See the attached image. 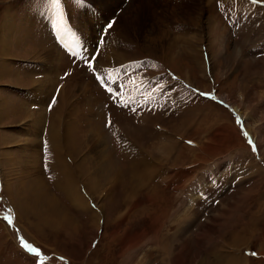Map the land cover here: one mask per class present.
I'll return each mask as SVG.
<instances>
[{
    "label": "rangeland",
    "instance_id": "rangeland-1",
    "mask_svg": "<svg viewBox=\"0 0 264 264\" xmlns=\"http://www.w3.org/2000/svg\"><path fill=\"white\" fill-rule=\"evenodd\" d=\"M88 1L100 5L97 27L87 11L83 20L76 15L81 0H0V264H264V2ZM63 10L73 27L84 28L85 42H98L117 14L98 61L119 65L112 51L122 63L137 60L112 79L146 78L155 90L147 107L111 105L93 75L77 68L91 54L72 61L44 40L48 25L40 28L31 16L54 17L60 31ZM6 20L14 33L9 54L1 46L11 34ZM46 49L63 53L56 68L43 69L39 54ZM17 60L35 64L27 71ZM36 81L43 85L39 97L28 102L17 90ZM63 96L72 99L65 113L58 109ZM58 124L56 160L49 131ZM95 134L110 153L104 160L89 142ZM62 163L72 194L56 183ZM205 170L217 174L215 182ZM41 179L63 210L54 231L40 228L32 214L20 219L17 195H9L8 187L22 181L17 187L28 191L21 195L33 198L44 189Z\"/></svg>",
    "mask_w": 264,
    "mask_h": 264
},
{
    "label": "bare ground",
    "instance_id": "bare-ground-1",
    "mask_svg": "<svg viewBox=\"0 0 264 264\" xmlns=\"http://www.w3.org/2000/svg\"><path fill=\"white\" fill-rule=\"evenodd\" d=\"M244 1V0H243ZM209 4V3H208ZM249 4H251V3H249ZM257 6V5H256ZM255 12V11H254ZM187 18V17H186ZM7 26V31L6 32H8V35H9V33H11L9 36V38L8 37H2L1 38V46H2V48L4 49V52L6 53H11V41H12V39H13V34L14 33H12V30L11 31H9V29H10V26H12V23L11 22H9V21H7L6 20V24H5V27ZM116 27H117V25H116ZM165 27V26H164ZM225 28V30L227 29V26H224ZM118 28V27H117ZM163 29V28H162ZM91 30V29H90ZM165 30H167V29H165ZM168 31V30H167ZM160 33H162V36L161 37H163V35L164 36H166L167 37V35H168V32H166V31H163V32H160ZM158 35H159V33H158ZM169 37H170V35H168ZM11 37H12V39H11ZM159 39H160V35L156 38V40L157 41H159ZM72 41L73 42H71L72 44L74 43V42H78L79 40H78V38H73L72 37ZM215 45H218V44H216L215 43ZM5 47V48H4ZM210 50L212 51L210 54L213 56V54H214V51H213V48H212V46L210 45ZM218 47V46H217ZM43 49V48H42ZM112 50V49H111ZM114 50V49H113ZM42 53H40L41 54V56H40V54H39V58L40 57H42V58H44V61H42V60H40L41 62H43V63H45L46 65H47V67L49 68V67H51V68H56V66L54 65V62L58 59V56H63V53L62 52H60V51H58V53L60 54V55H58L54 50H52V49H46L45 51H41ZM201 52V51H200ZM8 53V54H9ZM110 54V53H109ZM200 54V53H199ZM190 55H191V53H190ZM204 55V54H203ZM110 57V59L112 60V59H114L115 61L117 60V62H116V64H120V63H122V61L123 60H121V61H119L121 58H122V56H121V54H119V55H115V52H111V55L109 56ZM198 57V56H197ZM208 57H210V56H208ZM59 59H60V57H59ZM58 59V60H59ZM61 61V60H60ZM59 62V61H58ZM4 62H2V63H0V66L1 65H4L3 64ZM59 63H61V62H59ZM63 63V62H62ZM113 64V63H112ZM114 64H115V62H114ZM206 65V64H205ZM5 66V65H4ZM50 68V69H51ZM2 69H3V67H2ZM5 70H6V67H5ZM7 71V70H6ZM5 71V72H6ZM49 72H50V70H48ZM56 72L57 71H55L54 72V77L56 78V76H55V74H56ZM48 73H47V78H46V81H47V79H48ZM51 75V74H50ZM39 81V80H38ZM38 81H36L34 84V87H32V90L34 91V92H36V94L38 93V94H40V89H41V87L43 86H41V84H40V82L39 83H37ZM53 81V80H52ZM48 82V81H47ZM50 82V81H49ZM56 83V82H55ZM40 84V85H39ZM37 85H39V86H37ZM45 85V84H44ZM47 86V85H46ZM53 87V86H52ZM55 87V86H54ZM65 88V87H64ZM66 89V88H65ZM39 91V92H38ZM2 97V96H1ZM5 102H7V100H5L3 103H2V105L5 103ZM70 102H72V99H65V96H63L62 97V99H59V102H58V106H59V110L61 111V112H63V113H65V109H64V107H66L68 104H70ZM8 103V102H7ZM5 107H6V105H5ZM10 107V106H9ZM69 109V108H68ZM6 111H7V109H6ZM38 112V111H37ZM43 113H45V112H43ZM6 115V114H5ZM32 115V114H31ZM37 115V114H36ZM38 115H39V113H38ZM72 115V114H71ZM97 116V115H96ZM43 117H44V115H43ZM28 120H30V119H28ZM44 120V119H43ZM28 122H30V121H28ZM32 122V121H31ZM37 123H39V122H37ZM37 123H35V124H37ZM41 123V122H40ZM69 124V123H68ZM69 126V125H68ZM56 127V126H55ZM54 126H52V129L49 131L50 132V138H51V149H53V153H55L56 154V160L57 159H61V155H62V152H61V146H60V143L61 142H63L62 141V139H63V134H61V131L59 130L60 128H61V125L60 124H58V128H55ZM69 128V127H68ZM74 130V129H73ZM66 134L67 135H72L73 136V134L69 131V130H67L66 131ZM96 137V138H93V137ZM75 137V136H74ZM166 138H168V139H170L171 138V136L170 135H166ZM72 141V140H71ZM89 142L95 147V149L97 150V152H98V155H99V158H103V160L104 159H106V157L109 155L110 156V153H108V150H107V146H106V142L101 138V134H99V135H93L91 138H90V140H89ZM167 142V141H166ZM170 142V141H169ZM70 143H72V142H70ZM171 143V142H170ZM73 145V144H72ZM9 155L10 154H8V155H6V157H9ZM11 156V155H10ZM171 157V156H170ZM109 158V157H108ZM63 161V160H62ZM100 162H101V160H100ZM104 163V162H103ZM62 165H63V167L61 166V168L59 167V168H57L58 169V176H57V178L59 179V181L57 180L56 181V183H58V182H60V185H61V187H62V185L64 186L63 188H65V189H67L71 194H72V190H73V186H71V180H69V177L71 176V172L69 171V169H68V167H66V165H64L63 163H62ZM44 175V174H43ZM94 179V177L92 178V180ZM108 179V178H107ZM66 181V180H68L67 181V184L68 185H65L62 181ZM22 182V181H21ZM21 182H20V184H21ZM43 179H41V181H39L38 183H37V185L39 184V183H42V184H40L39 185V187H43ZM91 182H94V181H91ZM91 182H90V184H91ZM13 185H10L9 187H8V190L12 187L13 188V190L10 192V197L12 198V200H15L16 198L14 197V196H16L17 195V198L19 199L18 200V203H19V208L21 207V210H22V208H24L22 211H26L25 212V214H32V215H37V217L38 218H40L41 219V221H40V228H44V227H46L45 229H50L51 228V230H53L54 228H57L58 226V220H59V218H60V211L61 212H63V210L61 209V206H60V204L58 205L55 201H53V200H51L50 199V194H49V192H48V190L47 189H45L44 187V189L42 190V191H39V192H36V194H34L33 195V198L31 197V195H28V199L29 198H31L32 199V201H34V204H32L28 199H27V197L23 194L24 192H25V194H27V191H28V188H27V186H23L24 188H20V187H17V185L19 184L18 182H13L12 183ZM19 184V185H20ZM25 184V183H24ZM94 184V183H93ZM28 185V184H27ZM31 185V184H30ZM22 186V185H21ZM75 186V185H74ZM95 186V185H94ZM60 187V188H61ZM30 188V187H29ZM75 188V187H74ZM93 188V187H92ZM20 189H24V190H22V191H24L22 194L23 195H21V192H20ZM38 190V189H37ZM63 190V189H62ZM44 191V192H43ZM64 191H66V190H64ZM66 193V192H65ZM80 193V192H79ZM75 194V193H74ZM70 195V194H69ZM78 197V196H77ZM22 198V199H21ZM23 198H24V200H23ZM70 200V199H69ZM85 200V199H84ZM79 201V200H78ZM82 202V201H81ZM89 203V202H88ZM83 204H85V202H83ZM83 204H81V206L83 205ZM83 208V207H82ZM90 209V208H89ZM49 210V212H48V214H47V211ZM54 211L55 213H57V216H52V215H50V211ZM64 213H66V212H64ZM45 214H47L48 216H50V219H48L47 218V216L45 215ZM22 215V214H21ZM96 215V214H95ZM63 216V215H62ZM70 216V215H69ZM64 217V219L62 220V222H64L65 223V221L66 220H69V224H72L73 222H74V220L71 218V217H66V216H63ZM32 218V217H31ZM56 221L55 223H53L52 224V226H51V222L52 221ZM94 220H97V219H94ZM98 221V220H97ZM186 223L188 222V220H186L185 221ZM76 226H78V225H76ZM76 226L74 227V228H76ZM50 227V228H49ZM63 227H65L64 225H63ZM99 227V226H98ZM78 228V227H77ZM80 229V228H79ZM73 231V230H72ZM74 232H72L71 234H73ZM77 234V233H76ZM237 237V236H236ZM246 238V237H245ZM237 239V238H236ZM165 240V239H164ZM260 257V256H259ZM223 258H219V262H222L223 263Z\"/></svg>",
    "mask_w": 264,
    "mask_h": 264
},
{
    "label": "snow or ice",
    "instance_id": "snow-or-ice-1",
    "mask_svg": "<svg viewBox=\"0 0 264 264\" xmlns=\"http://www.w3.org/2000/svg\"><path fill=\"white\" fill-rule=\"evenodd\" d=\"M57 3H59V0H56ZM258 2H264V0H253V3H258ZM112 25L109 24L108 27L110 28ZM87 63L89 64V67H91V61H87ZM96 79L101 83L103 84L104 81L102 80V78L100 76H97ZM106 91L110 94H115L114 91H113V88L109 87L106 89ZM201 95H205V94H201ZM245 135H247V133H245ZM249 143L251 144V141H249ZM255 150V148H254ZM5 219H8L7 217H5ZM9 223H11V220H9ZM22 246L27 248L30 252H33V253H37L38 254V250L32 248L30 245H28L27 243L23 242L22 241ZM253 255H255V253H253Z\"/></svg>",
    "mask_w": 264,
    "mask_h": 264
},
{
    "label": "crops",
    "instance_id": "crops-1",
    "mask_svg": "<svg viewBox=\"0 0 264 264\" xmlns=\"http://www.w3.org/2000/svg\"><path fill=\"white\" fill-rule=\"evenodd\" d=\"M11 156H12V157H9V158H10V161L12 162V159H14V157H13V153H12ZM50 199L53 200V201H55V202L59 205V201H58V199L56 198L55 195H54V197H51V196H50ZM18 200H19V199H18ZM18 200H17V201H18ZM23 200H24V198H23ZM24 201H25V200H24ZM60 206H61V205H60ZM18 208H19V207H18ZM19 209H20V208H19ZM21 211H22V210H21ZM21 211L19 210L20 215L22 214L21 217H20V219H22V217L25 216V212H26V211H22V212H21ZM30 215H31V214H28V217H29V218H30L31 216L35 217V218L39 221V222H36L35 224L40 225V221H41V219L38 218L36 214H35V215H31V216H30ZM32 220H33V219H32ZM32 220H31V221H32ZM32 222H33V221H32ZM33 223H34V222H33ZM56 229H57V228H54L52 231H54V230H56ZM47 230H48V229H47ZM48 231H49V230H48ZM52 231H51V232H52ZM262 244H263V243H262ZM263 245H264V244H263ZM165 247H166V246H165Z\"/></svg>",
    "mask_w": 264,
    "mask_h": 264
}]
</instances>
